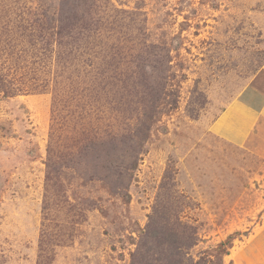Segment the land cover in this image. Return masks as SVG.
<instances>
[{
    "label": "rangeland",
    "instance_id": "374dc122",
    "mask_svg": "<svg viewBox=\"0 0 264 264\" xmlns=\"http://www.w3.org/2000/svg\"><path fill=\"white\" fill-rule=\"evenodd\" d=\"M0 76V264H264V0H0Z\"/></svg>",
    "mask_w": 264,
    "mask_h": 264
},
{
    "label": "crops",
    "instance_id": "0c3cea01",
    "mask_svg": "<svg viewBox=\"0 0 264 264\" xmlns=\"http://www.w3.org/2000/svg\"><path fill=\"white\" fill-rule=\"evenodd\" d=\"M258 93L248 90L244 98L235 100L224 110L212 128L213 134L238 147L246 146L254 135L257 137L264 122V97Z\"/></svg>",
    "mask_w": 264,
    "mask_h": 264
},
{
    "label": "trees",
    "instance_id": "16d2710c",
    "mask_svg": "<svg viewBox=\"0 0 264 264\" xmlns=\"http://www.w3.org/2000/svg\"><path fill=\"white\" fill-rule=\"evenodd\" d=\"M62 23V22H61ZM78 18L77 17H68L65 22H63V25L61 26V29L55 33L57 36V40H55L56 43V48H57V58H60L62 52L65 53L66 50H69V54H75L79 52L80 46L79 42L83 39H85V36H80V34L83 33L82 28L78 27ZM81 29V30H80ZM44 33V34H43ZM40 34L42 35L43 41H45V37L47 38L48 32H43L41 31ZM46 44L48 42L46 41ZM65 49V50H64ZM64 50V51H63ZM9 84H12V81H8ZM0 85L4 87V79L3 76H0ZM37 89V88H36ZM2 92H5L4 90H1ZM6 93V92H5ZM51 151L49 150V158H48V164H47V175H46V189L49 191L50 189H54L55 187L61 186L59 183V177L57 176V172L55 170V162L54 158L50 154ZM58 191H60L59 188H57ZM45 205H46V200H45ZM49 209V206H45L44 210L47 211ZM186 228V226H184ZM168 237L173 236V235H168ZM171 238H166L167 242H163L166 245H172L174 244L173 240ZM168 243V244H167ZM186 245L188 242H183ZM183 263V261H179V264ZM39 264H43V261L40 262Z\"/></svg>",
    "mask_w": 264,
    "mask_h": 264
}]
</instances>
